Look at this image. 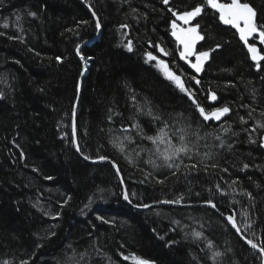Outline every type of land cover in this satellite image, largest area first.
I'll return each instance as SVG.
<instances>
[{"label":"trees","instance_id":"16d2710c","mask_svg":"<svg viewBox=\"0 0 264 264\" xmlns=\"http://www.w3.org/2000/svg\"><path fill=\"white\" fill-rule=\"evenodd\" d=\"M198 2L182 0L180 8ZM251 3L257 23L264 24V0ZM29 11L37 15L29 16ZM172 19L161 0L0 2V32L5 33L0 36V91L4 93L0 99V264L5 260L19 264L22 259L28 264H133L123 259L129 253L152 264H261L259 254L247 248L241 236L264 245V129L252 131L257 122L264 123V71L256 70L236 35L207 9L197 18L202 34H207L197 49L222 47L210 52L201 73H194L176 54ZM122 24L129 28H121ZM129 39L133 52L124 47ZM90 40L80 49L85 57L81 62L76 46ZM149 42L173 55L162 56ZM146 50L170 67L175 59L187 76L195 75L200 85L188 79L186 87L202 106H228L230 112L220 121H203L187 95L152 66L155 62L145 63ZM57 56L62 63H57ZM210 90L216 93L214 102L207 99ZM132 96L141 106L147 101L144 111L150 107L166 120L169 132L183 129L191 141L192 159L183 156L175 161L180 165L176 175H172L175 169L145 163L155 159L163 165L154 154L155 146L141 139L131 125L137 122L147 135H154L159 124L137 114ZM74 124L81 148L77 153L72 143ZM124 127L130 130L123 132ZM180 134L176 132L173 143H179ZM115 137L124 143V152L109 143ZM100 155L117 165L123 184L110 164H93ZM193 163L199 164L198 170L184 167ZM212 163L219 167L203 169V164ZM125 190L129 205L123 199ZM180 197V204L156 203ZM209 199L215 209L205 203ZM87 202L88 210L82 211ZM141 204L151 207L142 212L130 207ZM232 214L241 226L238 235L225 219ZM97 216L114 223L105 224ZM248 223L251 227L244 228ZM193 231L203 237L195 240ZM215 251L223 255L213 260Z\"/></svg>","mask_w":264,"mask_h":264},{"label":"snow or ice","instance_id":"6c2138e0","mask_svg":"<svg viewBox=\"0 0 264 264\" xmlns=\"http://www.w3.org/2000/svg\"><path fill=\"white\" fill-rule=\"evenodd\" d=\"M2 2V0H0ZM125 3H128L129 0H124ZM176 3V7H173V3ZM182 0H161V3L166 6L167 12L171 13V16L174 17L170 21V29H171V36L174 38L177 49L176 54L179 57L180 61L186 63L194 73L199 74L203 71L205 62L208 61L210 52H214L216 49L222 47L221 44H216L215 48H210L208 50H198L197 44L200 41H204L206 37V33L202 34L201 32V24L199 23V17H202V14L206 13L207 9L213 10L215 13H218L219 22L222 25L230 26L232 29H235V32L238 34L239 41H241L247 49V53L249 58L254 62L257 71H264V67H262V62H264V49H259L256 46V43H251L250 40H257L260 45H264V24L257 23V10L251 3V0H199L194 6L185 5L183 9L180 8V3ZM132 12L135 13L136 9H132ZM29 16L35 17L37 14L35 12H28ZM93 18H96L97 14L95 11H92ZM146 18V17H145ZM20 17H17L19 20ZM196 21V23H193ZM80 23L87 24L88 21H81ZM96 29L99 31L101 29V23L99 19H96ZM3 27L7 28L8 24L5 23ZM121 28L127 29L129 25L122 24ZM68 31H73L69 29ZM5 35V33L0 32V36ZM127 35V33H124ZM8 39H21L22 37H13L9 36ZM124 47L127 49L128 52H133V42L129 39L125 44ZM149 47L155 48L162 56L168 57L172 56L173 52L169 51L166 47L161 46L160 44L156 43L153 44L149 42ZM31 50V49H30ZM39 55V53H36ZM76 55L83 61L85 57L81 54L80 46H76ZM191 57H195L194 61L190 59ZM145 63L155 62L152 66L157 69V71L171 84L174 85L176 89H178L181 93L187 95L188 99L191 100L192 104L195 105L196 110L199 112L200 117L205 122L208 121H220L222 117L230 112V108L228 106L223 107H215L209 106L206 108L201 105L200 102L195 98V93L188 87H186V80L191 79L197 85H200L201 81L196 78L195 75L187 76V74L181 69L178 65H176L175 59L171 62L172 66L168 61L159 58L157 55H154L151 51L144 52ZM57 63H62L63 58L60 56L55 57ZM89 59H91L89 57ZM175 69V70H174ZM83 75V72L81 73ZM264 79V77H262ZM79 88V85L77 86ZM39 91H43V89H39ZM4 97V93L0 91V99ZM133 104L136 108L137 114H146L152 118L154 122H158L159 126L157 127V131L154 135H147L143 128L140 126L139 123L133 122L131 125L132 129H135L137 135L140 136L141 139H147L155 146V156L163 161V165H157L155 159H149L145 161L152 165L153 168L157 167H167L168 169H175L172 172V175H176V172L179 171L180 165L174 163L177 160H180L183 156H188L189 159H192V156L189 153L192 152V147H190L191 141H189L184 133L183 129H177L175 131L169 132L168 129L171 127L169 123L164 120L160 115L154 114L150 107L147 108V111H144V107L147 105V101H145V105L141 106L137 101L136 97H131ZM207 99L209 101H216L217 96L214 91H209ZM244 107H248L244 105ZM254 111V110H253ZM73 114L75 115V108L73 109ZM261 115L264 116V112H261ZM252 116V113L249 112V117ZM241 122L246 123L244 117H241ZM111 120V116L109 117ZM257 129H264V123L257 122L255 128L252 131H256ZM130 129L128 127H124L122 129L123 132H128ZM229 129L224 128L223 131L227 132ZM180 132L181 134L177 137L179 143H173V136L176 135V132ZM196 135L197 139H201L198 133H193ZM208 135H211L209 133ZM72 143L76 146V151L81 152V148L76 140V125H73V133H72ZM130 143L132 142L130 137H125ZM215 139L220 141L221 145H223V140H221L220 136H215ZM251 143H255V140H252L251 137L249 138ZM109 143L118 151L124 152L125 146L124 143L120 140L119 137H115L114 139H110ZM161 145L164 147L161 148ZM229 148L232 147L231 144L228 145ZM261 147H264V136L261 137ZM23 152H21V157L23 158ZM137 155H139L137 153ZM211 158L210 155L208 157ZM84 159L87 160L89 157L87 155L84 156ZM99 160L105 161L109 160V157L106 155H100L98 157ZM131 162V161H130ZM112 167L116 169L117 176L120 175V169L117 165L113 162ZM185 168L191 170H198L199 164L193 163L191 165H184ZM219 165L217 163L203 164V169L207 171L209 168L216 169ZM243 168H248V164H244ZM35 170V169H34ZM221 171H227L226 168L220 169ZM152 173H148L147 176H151ZM146 176V179H147ZM46 179H52L51 177H46ZM143 182V181H142ZM123 184V180H121ZM158 183H164L163 180H159ZM233 184H236L237 181H232ZM218 191H221L220 186L216 185ZM244 195L248 196L249 199L252 198V194L249 192H244ZM131 195H136V193H131ZM123 199L131 203L129 199V192L125 190L123 192ZM183 197L177 198L175 200H163L157 201L156 203H163V204H180ZM65 204L67 201L64 202ZM89 203H91V197L89 198ZM205 203L212 207L216 208L217 205L211 200L205 201ZM35 206V205H34ZM63 206V205H62ZM135 207H143L149 208L151 205L149 204H141V205H134ZM85 207H89V205H85ZM59 214L57 213V216ZM223 215V213H221ZM242 215L246 216V213H242ZM56 218V217H53ZM97 220L105 223V224H113V221L105 219L103 216H97ZM228 224L231 225V228L236 231L237 234L241 233V226L238 224L235 214L228 215L225 217ZM175 224H179V221H173ZM244 228H250L251 224H245ZM195 240H200L203 237L202 232L193 231L192 234ZM163 239V237H161ZM241 239L245 240V243L248 244L253 250L259 253L261 264H264V245L255 243L252 239H247L244 236H241ZM40 247V245H37ZM70 247V246H69ZM123 247V245H122ZM207 247L211 248L212 243L211 241L208 242ZM99 251V250H98ZM223 255L220 251H215L212 253V259L215 260ZM124 260L131 259L133 264H152L151 261L140 257L136 254L129 253L127 256L123 257ZM2 264H10L9 261L5 260ZM19 264H28V260H20Z\"/></svg>","mask_w":264,"mask_h":264},{"label":"bare ground","instance_id":"6f19581e","mask_svg":"<svg viewBox=\"0 0 264 264\" xmlns=\"http://www.w3.org/2000/svg\"><path fill=\"white\" fill-rule=\"evenodd\" d=\"M81 3H83V0H81ZM93 41L92 40H90V41H87V42H85V44H91ZM88 46V45H87ZM85 71L86 70H84L83 69V75H81V78H83V76H84V74H85ZM76 108V107H75ZM73 114V113H72ZM73 117V116H72ZM74 118V117H73ZM74 146V149H75V152L77 153V151H76V146L75 145H73ZM101 163V162H103V163H101V164H110V166H111V168L113 169V171H115V173H116V169H114L113 167H112V164L110 163V162H108V161H106L105 160V163H104V161H101V160H98V161H95V163H93V164H97V163ZM117 175V174H116ZM117 178L119 179V180H121V177L120 176H117ZM125 204H127V205H129V204H131V203H129L128 201H125ZM85 205H89V203L87 202V203H85L84 205H82V207H81V210L82 211H86V210H88V207L86 208L85 207ZM130 207L132 208V210H134V211H137V212H142L143 210H141L142 208H137V207H134V206H132V205H130ZM93 210H95V208L93 209ZM96 214V213H95ZM241 242L246 246V243H245V240L244 239H241Z\"/></svg>","mask_w":264,"mask_h":264},{"label":"water","instance_id":"95a60500","mask_svg":"<svg viewBox=\"0 0 264 264\" xmlns=\"http://www.w3.org/2000/svg\"><path fill=\"white\" fill-rule=\"evenodd\" d=\"M84 1V0H83ZM210 11H212L215 15H218V13H215L213 10H211V9H209ZM220 23V22H219ZM220 25L221 26H223V27H226V28H229V29H231L233 32H235V29H232L230 26H225V25H222L221 23H220ZM236 33V32H235ZM237 34V33H236ZM237 36H238V34H237ZM238 40H239V38H238ZM241 42V41H240ZM242 43V42H241ZM243 44V43H242ZM87 45H89V44H84L83 46H81L80 47V49L82 48V47H84V46H87ZM79 60L82 62V60L79 58ZM79 85V84H78ZM77 91H78V93H79V88L77 89ZM73 116H74V114H73ZM101 163H103V162H101ZM101 163H97V164H101ZM104 163H105V161H104ZM147 208H143V209H141V210H146ZM231 226V225H230ZM235 233H236V231L234 230V229H232ZM246 246L248 247V248H250V249H252L248 244H246Z\"/></svg>","mask_w":264,"mask_h":264},{"label":"rangeland","instance_id":"374dc122","mask_svg":"<svg viewBox=\"0 0 264 264\" xmlns=\"http://www.w3.org/2000/svg\"><path fill=\"white\" fill-rule=\"evenodd\" d=\"M256 41V40H255ZM257 43H258V41H256ZM255 42V43H256ZM259 44V43H258ZM260 45V44H259ZM89 46V45H88ZM261 48L262 49H264V45H261ZM262 54H264V53H262ZM72 116H73V114H72ZM73 117H75V115L73 116ZM72 117V120L74 121V118ZM72 133H73V125H72ZM236 235H238L237 233H236ZM248 248V247H247ZM250 249V248H249ZM250 250H253V249H250ZM253 251H255V250H253ZM255 252H257V251H255ZM258 253V252H257ZM259 254V253H258Z\"/></svg>","mask_w":264,"mask_h":264},{"label":"flooded vegetation","instance_id":"af4514ba","mask_svg":"<svg viewBox=\"0 0 264 264\" xmlns=\"http://www.w3.org/2000/svg\"><path fill=\"white\" fill-rule=\"evenodd\" d=\"M256 41H253V43H255ZM256 46L259 48V49H262L261 48V45H259L257 42H256ZM193 60V59H192Z\"/></svg>","mask_w":264,"mask_h":264}]
</instances>
